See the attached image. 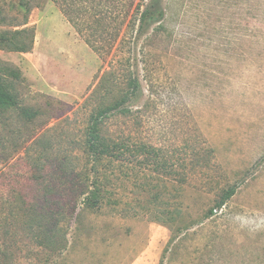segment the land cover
<instances>
[{"label":"rangeland","instance_id":"obj_1","mask_svg":"<svg viewBox=\"0 0 264 264\" xmlns=\"http://www.w3.org/2000/svg\"><path fill=\"white\" fill-rule=\"evenodd\" d=\"M152 2L0 0V39L35 29L31 51L0 49L18 99L0 110V243L22 236L12 221L25 208L69 203L70 173L94 162L81 151L91 114L135 76L140 91L103 127L133 145L130 162L113 160V201L73 221L62 264H264V0H161L162 20L138 32ZM65 6L111 29L118 15L125 35L95 51ZM140 144L162 164L133 153Z\"/></svg>","mask_w":264,"mask_h":264},{"label":"trees","instance_id":"obj_2","mask_svg":"<svg viewBox=\"0 0 264 264\" xmlns=\"http://www.w3.org/2000/svg\"><path fill=\"white\" fill-rule=\"evenodd\" d=\"M67 4V3H66ZM141 8V7H139ZM64 14L76 27L77 31L85 37L87 44L95 51L114 48V44L125 35L123 25L126 20L114 17V21L119 20L112 29L108 26V17L99 16L95 13L94 22L89 18H80L70 16L69 7L65 6ZM83 14V11H81ZM129 14V13H128ZM84 15H86L84 13ZM97 16V17H96ZM128 16V15H126ZM164 16L161 0L152 2L146 6L140 16L138 32L144 31L151 24L162 20ZM136 22L132 23V27ZM35 43L34 27H24L20 30L12 31L10 35H3L0 39V49L17 52H29L33 49ZM109 83L106 77L94 90L93 95H97L100 89ZM119 99L109 105L98 107L90 116L85 131V139L82 146V153L91 156L94 162L91 167L85 168L77 176L72 170L71 182L68 184L67 193L71 200L68 204L61 207L54 206L47 209L41 203L37 202L30 208H25L21 213L20 219H14L12 222L18 226L21 235L13 241H3L0 243V264H62L64 255L70 247V235L73 221L83 224V217L88 213H96L102 210L104 205H110L112 197V176L109 166L113 164L114 159H121L123 164L129 163L128 152L132 153L133 146L127 139L116 140L104 134L103 127L105 120L114 112H126L132 98L140 91V81L138 77H131ZM110 92V91H109ZM109 92L105 98L110 96ZM18 104L17 97L10 92L2 81L0 75V110L7 107H14ZM133 153H140L139 156H145V160H153L157 164H162L160 159V149L158 147H149L146 144L135 145ZM67 165L75 161L73 154H66L64 162ZM66 165V166H67ZM162 173L161 176H166ZM236 192V186L231 187L214 207L209 209L207 216H212L218 209L231 198ZM39 206H36V205ZM21 210V208H20ZM20 212V211H19ZM80 228V227H79ZM28 244L35 245L40 250H24L23 246ZM15 246V250H12ZM38 260V261H36Z\"/></svg>","mask_w":264,"mask_h":264}]
</instances>
